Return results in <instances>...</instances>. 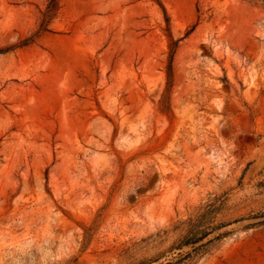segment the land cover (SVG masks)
<instances>
[{"label":"rangeland","instance_id":"obj_1","mask_svg":"<svg viewBox=\"0 0 264 264\" xmlns=\"http://www.w3.org/2000/svg\"><path fill=\"white\" fill-rule=\"evenodd\" d=\"M48 1L0 0V264H264V0H58L21 45Z\"/></svg>","mask_w":264,"mask_h":264},{"label":"trees","instance_id":"obj_2","mask_svg":"<svg viewBox=\"0 0 264 264\" xmlns=\"http://www.w3.org/2000/svg\"><path fill=\"white\" fill-rule=\"evenodd\" d=\"M58 0H49L45 10L42 13V18L39 24L37 32L31 36L22 40L21 45H26L30 43L35 36L47 29V24L50 19L54 16L57 10ZM167 20V19H166ZM168 24V21H166ZM168 30V29H167ZM169 41V51H168V62L166 71V86L162 94V98L167 101L169 97V92L173 81V69L172 60L173 55L177 47L178 39L173 38L171 33L168 31ZM217 198L205 204L201 211L196 215L189 218L188 220V230L187 232L173 243L172 248L181 249L184 246H190V250L186 251L184 256H187L188 260H193L194 258L207 253L218 241L229 234V231H222L217 234L213 233L221 228H224L231 224L232 222L238 221L241 218L234 219L232 221H219L214 222L216 214L219 212L221 204L218 203ZM256 218L254 221H249L245 224V227H254L257 225L264 224V213L256 214L252 216ZM169 261L163 264H168ZM139 264H150V262L139 263Z\"/></svg>","mask_w":264,"mask_h":264}]
</instances>
